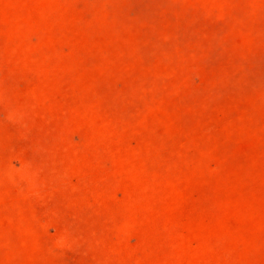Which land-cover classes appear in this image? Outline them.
I'll return each instance as SVG.
<instances>
[{"label": "rangeland", "instance_id": "rangeland-1", "mask_svg": "<svg viewBox=\"0 0 264 264\" xmlns=\"http://www.w3.org/2000/svg\"><path fill=\"white\" fill-rule=\"evenodd\" d=\"M0 264H264V0H0Z\"/></svg>", "mask_w": 264, "mask_h": 264}]
</instances>
